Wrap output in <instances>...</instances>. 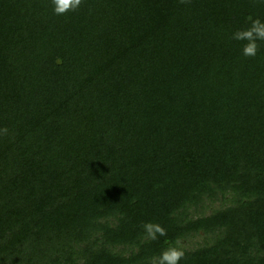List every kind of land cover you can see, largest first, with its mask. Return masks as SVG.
<instances>
[{
    "label": "trees",
    "instance_id": "16d2710c",
    "mask_svg": "<svg viewBox=\"0 0 264 264\" xmlns=\"http://www.w3.org/2000/svg\"><path fill=\"white\" fill-rule=\"evenodd\" d=\"M256 18L0 0V264H151L178 240L179 264H264V42L231 39Z\"/></svg>",
    "mask_w": 264,
    "mask_h": 264
},
{
    "label": "clouds",
    "instance_id": "9594fccd",
    "mask_svg": "<svg viewBox=\"0 0 264 264\" xmlns=\"http://www.w3.org/2000/svg\"><path fill=\"white\" fill-rule=\"evenodd\" d=\"M84 0H52L53 10L56 15H66L80 8ZM181 4L190 3V0H180ZM231 39L235 41L245 42L242 48V54L245 57H255L260 50V43L264 42V20L256 18L251 21L249 27L235 31ZM6 133L7 129H3ZM144 236L149 240H157L160 237L167 236V230L159 223L146 222L142 225ZM185 257V251L180 245V241L171 244L162 251L158 257L151 260V264H179Z\"/></svg>",
    "mask_w": 264,
    "mask_h": 264
}]
</instances>
